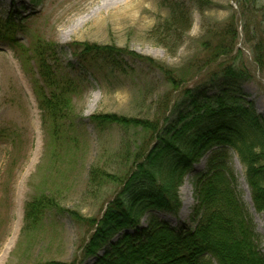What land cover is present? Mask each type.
<instances>
[{
	"label": "rangeland",
	"instance_id": "obj_1",
	"mask_svg": "<svg viewBox=\"0 0 264 264\" xmlns=\"http://www.w3.org/2000/svg\"><path fill=\"white\" fill-rule=\"evenodd\" d=\"M172 1L188 10L192 26L179 40L173 36L165 43L159 40L169 27ZM205 4L194 0H0V17L10 16L24 28L18 37L21 47L0 43V264L75 260L95 264L97 258L80 260L92 231L78 224L70 212L100 219L119 191V179L134 166L138 149L146 150L151 141L142 128L110 125L101 129L91 118L113 113L156 120L169 113L168 98L177 94L145 60L128 58L123 70L101 61L83 68L75 44L116 45L134 51L174 69L188 86L212 71L215 64L207 67L208 56H213L217 43L235 46L230 56H242L237 62L252 74L243 90L264 118V72L254 59L257 44L264 42V13L254 7L242 10L237 0H206ZM259 5L264 6V0ZM39 38L58 46L61 70L78 83L64 141L57 142L44 123L35 91L39 74L32 45ZM226 149L264 253L263 218L252 208L245 166L235 150ZM212 150L218 148L211 149L185 177L178 215L147 212L139 228H146L152 217L174 228L197 227L196 176L206 172ZM41 195L51 198L53 205L31 227L25 218L26 205Z\"/></svg>",
	"mask_w": 264,
	"mask_h": 264
},
{
	"label": "trees",
	"instance_id": "obj_2",
	"mask_svg": "<svg viewBox=\"0 0 264 264\" xmlns=\"http://www.w3.org/2000/svg\"><path fill=\"white\" fill-rule=\"evenodd\" d=\"M194 1L200 6L207 5L206 0ZM237 3L242 10L254 7L264 13L259 0H237ZM168 6L169 27L160 34L163 40H159L165 43L173 36L179 40L192 26L185 7L173 1ZM23 30L22 23L14 18L0 17V43L21 47L18 37ZM234 34L237 36L235 27ZM75 46L76 58L83 68L101 61L123 70L122 63L128 58L145 60L177 92L172 99L168 98L169 113L156 120L113 113L91 118L101 129L110 125L142 128L150 134L151 143L146 150L138 149L134 166L119 179V191L100 219L70 212L78 224H85L92 231L82 247L80 260L97 258L95 264H264L253 215L238 190L239 178L225 154L226 148H232L245 166L253 207L262 215L264 228V118L243 90L252 74L237 62L242 56H230L235 46L217 43L207 63V67L215 66L192 86L185 85L174 69L134 51L89 42ZM32 50L38 65L35 91L43 121L57 142L64 141L72 95L77 92L78 83L61 70L54 42L39 38ZM254 59L264 72L263 41L257 44ZM214 147L218 150H212L206 172L196 176L199 204L195 213L200 218L197 227L174 228L152 217L146 228H139L147 212L178 215L182 207L179 191L185 177ZM52 205L46 195L29 201L27 225L35 227ZM133 229L136 232L131 233ZM117 236L119 240L113 243ZM101 252L103 256H99ZM52 264H78V261Z\"/></svg>",
	"mask_w": 264,
	"mask_h": 264
},
{
	"label": "bare ground",
	"instance_id": "obj_3",
	"mask_svg": "<svg viewBox=\"0 0 264 264\" xmlns=\"http://www.w3.org/2000/svg\"><path fill=\"white\" fill-rule=\"evenodd\" d=\"M98 13H99V11H98ZM96 14L97 13H94L92 16H96ZM90 18H92V17H90ZM242 182L244 183V179L242 178Z\"/></svg>",
	"mask_w": 264,
	"mask_h": 264
}]
</instances>
